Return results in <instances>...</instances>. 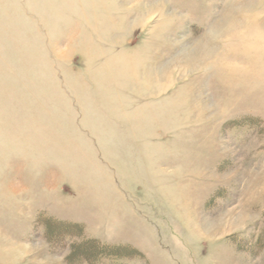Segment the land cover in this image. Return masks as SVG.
<instances>
[{"label":"rangeland","instance_id":"rangeland-1","mask_svg":"<svg viewBox=\"0 0 264 264\" xmlns=\"http://www.w3.org/2000/svg\"><path fill=\"white\" fill-rule=\"evenodd\" d=\"M0 264H264V0H0Z\"/></svg>","mask_w":264,"mask_h":264}]
</instances>
